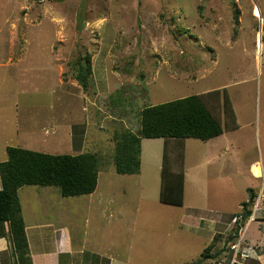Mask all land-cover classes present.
<instances>
[{
    "label": "rangeland",
    "instance_id": "374dc122",
    "mask_svg": "<svg viewBox=\"0 0 264 264\" xmlns=\"http://www.w3.org/2000/svg\"><path fill=\"white\" fill-rule=\"evenodd\" d=\"M4 64L0 84L16 81L0 87V163L9 147L100 159L92 196L19 189L32 252L48 255L37 264H60V241L61 264H264V0H0ZM223 91L239 128L185 140L183 206L160 202L165 139H142L140 174L116 172L115 137L136 133L144 108Z\"/></svg>",
    "mask_w": 264,
    "mask_h": 264
},
{
    "label": "trees",
    "instance_id": "16d2710c",
    "mask_svg": "<svg viewBox=\"0 0 264 264\" xmlns=\"http://www.w3.org/2000/svg\"><path fill=\"white\" fill-rule=\"evenodd\" d=\"M81 61L77 81L86 88L89 71ZM87 63L90 67V57ZM216 92L144 108L140 113V129L136 133L125 131L115 137L116 172L120 175L140 174L142 139H165L160 202L166 206H183L185 174L175 171L173 163L177 160L183 166L185 140L193 138L207 142L239 127L229 95L226 91L222 96ZM213 96L218 97L216 107L212 105ZM173 149L178 151L174 159L170 153ZM8 155V160L0 163V238L10 235L19 264H34L19 189L25 186L57 187L66 198L91 195L98 186L100 159L93 153L52 155L14 147L8 148ZM253 201L254 195L250 202ZM249 206V203L244 206L245 219L251 214ZM217 239V236L213 238L206 252L214 249Z\"/></svg>",
    "mask_w": 264,
    "mask_h": 264
},
{
    "label": "crops",
    "instance_id": "0c3cea01",
    "mask_svg": "<svg viewBox=\"0 0 264 264\" xmlns=\"http://www.w3.org/2000/svg\"><path fill=\"white\" fill-rule=\"evenodd\" d=\"M9 61L12 62L13 59L10 58ZM0 68H8V65L7 64H4V66H0ZM7 78H8L7 72H4L1 75L2 81H1L0 87H6V83H7V80H8L9 81V84L8 85H10V87L12 88V84L14 83V81H16V79L12 75H9V78L8 79ZM20 116H22V115H18V117H20ZM4 118H5L4 116H0V122L1 123H2V121H3ZM15 118L16 117H13L11 119H9V118L8 119H5L4 125L7 126V130L10 127L18 126V122L14 121ZM19 126L22 127V123ZM25 127H26L25 130H30L32 132V129H33L32 120H30V121L28 120V122L26 123ZM3 130H6V129H3ZM219 137H221V136H219ZM219 137H217V138H219ZM209 159H210L209 156H206V161L207 162L209 161ZM223 165H224V162L221 163V166H219V170H221L223 168ZM100 176L101 175H100V172H99V178H100ZM96 192H97V190L93 194H91L89 196L94 195ZM98 196H101V195H98ZM256 198L257 197L254 196V200ZM35 217H38V215H35ZM24 222H25V225H26V233H27V237H28V241H29V246H30V255H31V258L33 260V263L34 264H37L38 261H40L42 263L44 261L42 258L43 257H47L48 255H42L39 258L35 257L37 254H34L32 252L31 237H30V233H29V228L27 226V221H24ZM60 242H61V244H57V251L54 252L52 254V256H55L54 259L57 258L60 261L59 263L61 264V258H62L61 255H63V256L64 255H71L72 254V249H71V245L69 244V242H67V241H64V242L60 241ZM13 256H15V251H14V246H13V242H12V239H11L10 235H8L7 237H4V238H0V264H12L13 263V260H14L13 259ZM35 258H36V261H35ZM109 262H110V264H114V260L113 261L109 260ZM50 263L51 264H54L51 261H50Z\"/></svg>",
    "mask_w": 264,
    "mask_h": 264
},
{
    "label": "built area",
    "instance_id": "2783aa9c",
    "mask_svg": "<svg viewBox=\"0 0 264 264\" xmlns=\"http://www.w3.org/2000/svg\"><path fill=\"white\" fill-rule=\"evenodd\" d=\"M260 203H261V199H258V201L256 202V208L254 209L253 215L252 216H257L255 215L258 211H260Z\"/></svg>",
    "mask_w": 264,
    "mask_h": 264
},
{
    "label": "clouds",
    "instance_id": "9594fccd",
    "mask_svg": "<svg viewBox=\"0 0 264 264\" xmlns=\"http://www.w3.org/2000/svg\"><path fill=\"white\" fill-rule=\"evenodd\" d=\"M235 221H237V219H235Z\"/></svg>",
    "mask_w": 264,
    "mask_h": 264
},
{
    "label": "water",
    "instance_id": "95a60500",
    "mask_svg": "<svg viewBox=\"0 0 264 264\" xmlns=\"http://www.w3.org/2000/svg\"><path fill=\"white\" fill-rule=\"evenodd\" d=\"M235 262H233L232 264H234Z\"/></svg>",
    "mask_w": 264,
    "mask_h": 264
}]
</instances>
